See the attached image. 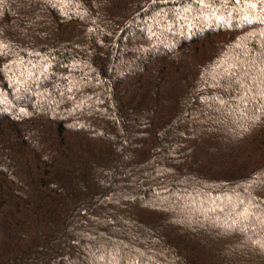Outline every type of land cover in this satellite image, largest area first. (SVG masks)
<instances>
[{
    "label": "trees",
    "instance_id": "1",
    "mask_svg": "<svg viewBox=\"0 0 264 264\" xmlns=\"http://www.w3.org/2000/svg\"><path fill=\"white\" fill-rule=\"evenodd\" d=\"M0 264H264V0H0Z\"/></svg>",
    "mask_w": 264,
    "mask_h": 264
}]
</instances>
